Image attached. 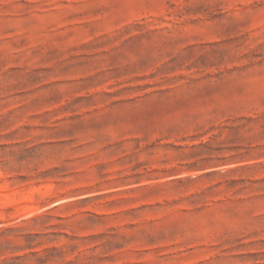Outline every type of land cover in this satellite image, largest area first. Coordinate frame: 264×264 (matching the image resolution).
Here are the masks:
<instances>
[{
	"label": "rangeland",
	"instance_id": "rangeland-1",
	"mask_svg": "<svg viewBox=\"0 0 264 264\" xmlns=\"http://www.w3.org/2000/svg\"><path fill=\"white\" fill-rule=\"evenodd\" d=\"M0 264H264V0H0Z\"/></svg>",
	"mask_w": 264,
	"mask_h": 264
}]
</instances>
